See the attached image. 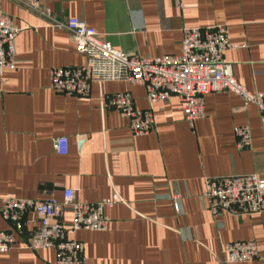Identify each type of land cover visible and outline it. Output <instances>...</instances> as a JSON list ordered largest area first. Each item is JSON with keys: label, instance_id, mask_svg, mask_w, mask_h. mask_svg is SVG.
<instances>
[{"label": "crops", "instance_id": "crops-1", "mask_svg": "<svg viewBox=\"0 0 264 264\" xmlns=\"http://www.w3.org/2000/svg\"><path fill=\"white\" fill-rule=\"evenodd\" d=\"M36 2L57 21L82 20L112 48L138 57L177 56L182 29L227 26L233 48L223 54L236 82L264 91V0H0L19 33L13 68L0 80L1 198L62 199L94 203L117 194L122 204L105 210L104 232L78 231L84 264H225L224 246L254 242L264 264V211L213 217L205 181L256 175L264 179V123L257 108L233 93L204 97V117L190 128L176 97L149 106L142 86L93 83L86 96L51 88V70L79 68L85 57L68 32L29 8ZM128 93L138 110L152 109L155 127L133 137L128 121L102 108L104 99ZM249 126L251 146L238 150L233 129ZM66 140V153L55 149ZM180 196L181 213L170 197ZM0 264H55V251H32L27 239L38 227L25 216ZM62 221L71 222L65 211ZM10 226L0 216V231Z\"/></svg>", "mask_w": 264, "mask_h": 264}, {"label": "built area", "instance_id": "built-area-1", "mask_svg": "<svg viewBox=\"0 0 264 264\" xmlns=\"http://www.w3.org/2000/svg\"><path fill=\"white\" fill-rule=\"evenodd\" d=\"M29 8L44 17L50 25L69 33L76 51L85 57V65L79 68H55L51 70V88L59 93L86 96L95 83L123 81L142 86L149 106L163 103L176 97L179 111L190 128L204 117V97L213 93H233L244 106L254 105L264 123V91L248 92L233 78L230 65L224 60L225 51L233 48L227 26L216 24L204 28H184L177 56L138 57L112 48L93 29L77 18L57 21L49 10L31 2ZM19 29L12 19L0 15V80L4 70L12 69L14 40ZM102 108L116 111L128 121L133 137L146 136L155 127L151 108L138 110L128 93L108 96ZM238 150L251 146L249 126L233 129ZM56 151L66 153V140L55 141ZM204 198L213 217L221 213L251 215L264 211V179L256 175L228 178H209L205 181ZM175 213H181L180 196L170 197ZM113 194L109 199L89 203L76 200L72 190H64L60 201L23 200L1 198L0 216L10 226L0 231V254L10 250L15 243V234L23 230L25 216L33 214L38 227L27 239V248L32 251L53 249L55 264H84V246L69 238L78 231L104 232L108 226L106 209L122 204ZM71 213V222L65 225L63 213ZM225 264L252 262L257 259L254 242L236 241L224 246Z\"/></svg>", "mask_w": 264, "mask_h": 264}]
</instances>
